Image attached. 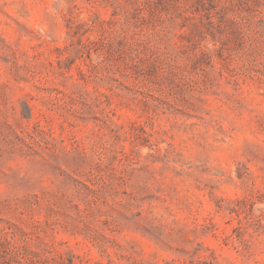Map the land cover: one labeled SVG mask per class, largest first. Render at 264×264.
<instances>
[{
  "label": "rangeland",
  "instance_id": "rangeland-1",
  "mask_svg": "<svg viewBox=\"0 0 264 264\" xmlns=\"http://www.w3.org/2000/svg\"><path fill=\"white\" fill-rule=\"evenodd\" d=\"M0 264H264V0H0Z\"/></svg>",
  "mask_w": 264,
  "mask_h": 264
}]
</instances>
